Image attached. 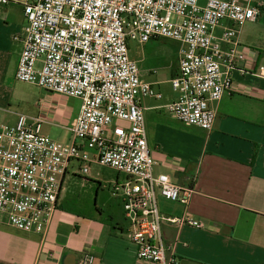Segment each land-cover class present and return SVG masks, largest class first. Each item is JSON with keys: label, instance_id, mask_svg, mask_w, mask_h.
Here are the masks:
<instances>
[{"label": "built area", "instance_id": "built-area-1", "mask_svg": "<svg viewBox=\"0 0 264 264\" xmlns=\"http://www.w3.org/2000/svg\"><path fill=\"white\" fill-rule=\"evenodd\" d=\"M24 6L17 80L79 98L82 107L72 127L73 143L43 134L40 117L30 125L29 117L20 114L15 125L0 126V212L11 227L43 234L72 164L81 163L85 175L92 164L110 167L126 176L112 183V192L131 225L137 263L176 264L172 247L162 241V222L201 224L186 215L165 216L158 197L187 205L195 190H184L155 171L142 99L163 95L142 79L129 43L165 39L183 44L178 73L171 79L180 97L166 109L186 126L211 131L217 119L213 105L235 90L233 74L246 60L239 41L242 27L260 15L259 5L254 0H27ZM255 75L264 78V68ZM94 261L85 254L76 264Z\"/></svg>", "mask_w": 264, "mask_h": 264}, {"label": "crops", "instance_id": "crops-1", "mask_svg": "<svg viewBox=\"0 0 264 264\" xmlns=\"http://www.w3.org/2000/svg\"><path fill=\"white\" fill-rule=\"evenodd\" d=\"M26 1L0 4V126L15 125L20 114L29 117L30 125L40 117L43 134L73 143L72 127L82 100L16 77L24 49ZM254 2L260 15L242 27L239 37L246 60L233 74L235 90L213 105L217 119L211 131L175 119L166 106L180 95L164 94L163 81L152 75L153 67L165 61L162 52H156L159 43L180 44L171 79L178 73L183 44L153 39L142 45V58L136 60L142 79L163 95L142 99L155 171L184 190H195L187 205L158 197L165 216L186 215L201 224L196 228L162 222V241L172 247L176 264H264V78L255 75L264 68V0ZM222 33L219 28L216 36ZM142 63L148 65L149 76L141 70ZM61 195L43 234L11 227L0 212V264H76L85 254L94 256V264H138L122 201L121 212L114 206L81 212L68 208Z\"/></svg>", "mask_w": 264, "mask_h": 264}, {"label": "rangeland", "instance_id": "rangeland-1", "mask_svg": "<svg viewBox=\"0 0 264 264\" xmlns=\"http://www.w3.org/2000/svg\"><path fill=\"white\" fill-rule=\"evenodd\" d=\"M144 47L145 45L142 46L137 42H131L129 44L130 57L134 60H140ZM178 50H180V44L171 41H163L156 47L157 54L162 52L165 56V61L162 62L163 64L153 67V72L156 71V73L152 75L155 79L163 81L162 91L164 94H179L174 91L171 84V67L174 59H176L175 54ZM148 68L147 64H141V70L146 76H149L147 73ZM81 165L79 162L72 164L71 172L67 175L63 184L62 202L74 211L87 212L91 210V212H94L96 208L106 210L110 206H114L120 209L121 212V199L113 195L112 183L117 179L124 181L126 176L115 169L99 164H92L90 174L85 175L80 171ZM103 217L107 218L106 216ZM126 222L129 223L127 220Z\"/></svg>", "mask_w": 264, "mask_h": 264}]
</instances>
